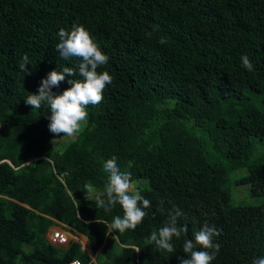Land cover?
<instances>
[{"label": "trees", "instance_id": "obj_1", "mask_svg": "<svg viewBox=\"0 0 264 264\" xmlns=\"http://www.w3.org/2000/svg\"><path fill=\"white\" fill-rule=\"evenodd\" d=\"M73 24L108 56L98 71L113 82L61 146L48 106L24 99L51 70L77 73L56 94L82 79L80 60L56 50L59 30ZM25 54L30 74L19 70ZM204 137L226 164L213 160ZM263 140L264 0H0V264H179L184 240L205 222L219 230L211 264H252L264 256V204L232 205L226 183L246 165L243 180L264 194V152L251 159ZM112 157L151 201L143 222L123 233L107 229L121 206L105 211L85 190H103V162ZM173 205L188 232L173 237L168 253L146 241ZM56 221L86 235L94 260L77 241L62 251L46 239Z\"/></svg>", "mask_w": 264, "mask_h": 264}, {"label": "clouds", "instance_id": "obj_2", "mask_svg": "<svg viewBox=\"0 0 264 264\" xmlns=\"http://www.w3.org/2000/svg\"><path fill=\"white\" fill-rule=\"evenodd\" d=\"M58 37L59 43L56 45V50L66 61L74 57L80 60L78 72L82 79H69L68 84L70 87L62 93L56 94L52 89L54 87L58 88L60 83L65 80L66 75L72 77L77 73L71 67L51 70L45 78L41 79L37 92L28 95L24 99V103L35 109H41L46 104L51 113L48 117L49 131L55 134V137L62 135L75 137L81 131L82 124L87 119V106H95L102 102L103 91L107 85L113 82V77L108 71H98V68L108 63L109 58L102 52L89 31L82 24H73L67 30L61 28ZM159 42L161 44L167 43L163 38ZM240 59L243 68L248 71L254 70L253 63L247 55H241ZM29 65L35 66L29 56L25 54L19 62V70L24 74H30ZM103 170L108 174L103 190H95L90 184L85 185V190L94 195L96 207L110 211L117 203L121 206L123 215L115 216L111 224L107 225V229L119 231L120 233L128 229L134 230L143 222L144 217L147 215L145 209L151 207V201L145 198L140 190L135 187L131 173L120 170L115 157L103 162ZM4 197L9 198L8 196ZM23 205L29 208L27 204ZM162 206L163 201H161ZM182 215V211L173 205V210L168 212L164 225L158 231H152L146 243L148 245L155 243L158 249L174 253L175 248L171 242L173 237L179 239L182 235L186 236L188 232L186 224L178 226L179 218ZM51 226L53 227L46 232L47 235L54 230H58L66 237L65 242L54 245L58 246L66 242L68 244L70 240L80 243L78 237L82 235L87 239L88 245H86L88 248L83 249V243L82 245L80 243L81 248L85 252H90L88 254L93 257L90 243L85 234L59 221ZM60 226L66 230H63ZM69 231H72V234L78 237L70 239L69 233L71 232ZM46 233L45 237L49 241ZM218 235L219 230L205 222L200 230L194 233L192 239L184 240L183 253L186 254L187 258L178 257L179 264H211L220 248L218 243L213 242V238ZM198 248L200 250H197ZM139 251L140 249H136L135 252ZM252 264H264V256L255 258Z\"/></svg>", "mask_w": 264, "mask_h": 264}, {"label": "rangeland", "instance_id": "obj_3", "mask_svg": "<svg viewBox=\"0 0 264 264\" xmlns=\"http://www.w3.org/2000/svg\"><path fill=\"white\" fill-rule=\"evenodd\" d=\"M87 121V119H86ZM86 121L82 124L81 130L83 129L84 125L86 124ZM75 137H67V136H58L54 137V143L64 146L69 141L73 140ZM204 141H206L207 150L210 154L213 155V160L216 162H220L223 164L227 163V159L225 157H222L221 155L213 152L211 143L208 141L206 137H204ZM264 152V140L263 141H257L255 143V151L253 156H251V159H254L258 153ZM248 169L247 166H241L238 167L235 170H232L229 172L228 182L226 183V187L229 189L231 194V204L235 206H260L264 204V194L263 193H257L254 194L252 191V187L248 182H245L243 179L247 176ZM135 185V183H134ZM63 230H66L64 227L60 226ZM72 233V231H69ZM54 236L53 232L48 233L47 237L52 244H57L56 241L52 240V237ZM70 237V235H69ZM79 241L82 245L83 243V249L88 248L86 245L85 240L80 236ZM67 243V242H66ZM58 245L62 251L65 248L67 244ZM28 249V247L26 248ZM90 254V252H87ZM96 254H93L92 259L95 258ZM16 264H22L20 261H17Z\"/></svg>", "mask_w": 264, "mask_h": 264}, {"label": "built area", "instance_id": "obj_4", "mask_svg": "<svg viewBox=\"0 0 264 264\" xmlns=\"http://www.w3.org/2000/svg\"><path fill=\"white\" fill-rule=\"evenodd\" d=\"M54 236L52 237L53 241H56L57 243H63L66 241V237L61 231L54 230L53 231ZM67 264H84L83 262L80 261L78 258L72 259L70 262Z\"/></svg>", "mask_w": 264, "mask_h": 264}, {"label": "crops", "instance_id": "obj_5", "mask_svg": "<svg viewBox=\"0 0 264 264\" xmlns=\"http://www.w3.org/2000/svg\"><path fill=\"white\" fill-rule=\"evenodd\" d=\"M52 227H53V226L48 227L47 232H48ZM68 233H69V232H68ZM46 235H47V233H46ZM69 235H70V237H69L70 239H71V238H74V239H75V238L78 237V236L75 237L76 235H75V234H72V233H69ZM81 237L85 240L86 244L88 245L87 239H86L84 236H82V235H81ZM78 238H79V237H78Z\"/></svg>", "mask_w": 264, "mask_h": 264}, {"label": "water", "instance_id": "obj_6", "mask_svg": "<svg viewBox=\"0 0 264 264\" xmlns=\"http://www.w3.org/2000/svg\"><path fill=\"white\" fill-rule=\"evenodd\" d=\"M30 160H32V159H30ZM30 160H29V161H30Z\"/></svg>", "mask_w": 264, "mask_h": 264}]
</instances>
